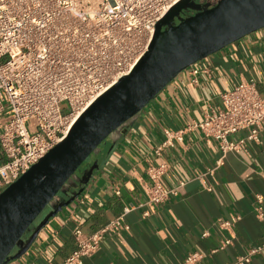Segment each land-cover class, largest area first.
Listing matches in <instances>:
<instances>
[{"label":"crops","instance_id":"1","mask_svg":"<svg viewBox=\"0 0 264 264\" xmlns=\"http://www.w3.org/2000/svg\"><path fill=\"white\" fill-rule=\"evenodd\" d=\"M248 79L264 92V27L178 72L110 133L76 172L81 175L93 166L87 183H70L41 219L71 191L82 188L81 193L50 217L28 249L7 264H60L75 248L76 228L91 233L124 207H130L124 215L129 229L107 234L83 264H184L192 252L199 255L194 264H230L264 243V206L259 216L254 199L256 193H264V125L258 141L246 140L226 153L192 125L219 104L221 92ZM9 118L8 112H0V132ZM165 129L178 132L180 138L173 136L172 144L157 156L154 147L164 139ZM245 134L244 129L229 137L237 140ZM3 159L0 151V164ZM162 159L168 165L164 184L176 193L149 205L146 169ZM235 216L236 222L223 224ZM224 238L231 241L219 248ZM244 264H264V249Z\"/></svg>","mask_w":264,"mask_h":264},{"label":"built area","instance_id":"2","mask_svg":"<svg viewBox=\"0 0 264 264\" xmlns=\"http://www.w3.org/2000/svg\"><path fill=\"white\" fill-rule=\"evenodd\" d=\"M178 1L0 0V112L10 114L0 132L4 158L0 192L66 136L80 111L132 70L146 52L157 21ZM197 71L192 69L194 74ZM219 98V104L209 107L192 125L214 138L222 153L242 147L246 140L258 141L264 125V92L258 91L255 82L239 81ZM32 118L36 119L33 132L26 125ZM244 129V137H229ZM177 133L165 129L154 153L161 156L173 136L180 138ZM167 168L163 159L147 167L145 203L160 204L176 193L164 184ZM254 199L260 216L264 193H256ZM129 210L124 207L91 233L76 228L75 248L60 264H83V258L95 253L107 234L128 230L124 215ZM238 219L235 216L223 224ZM230 241L224 238L219 248ZM261 249L264 243L250 247L230 264H244ZM198 258L192 252L183 262L194 264Z\"/></svg>","mask_w":264,"mask_h":264},{"label":"water","instance_id":"3","mask_svg":"<svg viewBox=\"0 0 264 264\" xmlns=\"http://www.w3.org/2000/svg\"><path fill=\"white\" fill-rule=\"evenodd\" d=\"M191 11L189 14H184ZM264 27V0H179L157 21L146 52L132 70L98 96L67 135L0 192V264L20 257L39 230L82 191H71L38 223L70 183L88 181L93 166L76 170L99 144L137 114L178 72Z\"/></svg>","mask_w":264,"mask_h":264},{"label":"rangeland","instance_id":"4","mask_svg":"<svg viewBox=\"0 0 264 264\" xmlns=\"http://www.w3.org/2000/svg\"><path fill=\"white\" fill-rule=\"evenodd\" d=\"M205 2V1H208V2H210V4H213V3H215L217 0H197V2ZM66 104H62V106H65ZM26 125H27V127L29 128V130L31 131V132H33L34 130H35V126H36V119H34V118H32V119H29L27 122H26ZM93 153H91L87 158H86V160L89 158V157H91V155H92ZM85 160V161H86ZM81 167V166H80ZM80 167L76 170V172L77 171H79V169H80ZM47 208V207H46ZM46 208L44 209V210H46ZM43 210V211H44ZM42 211V212H43ZM38 218L39 217H36V221L38 220Z\"/></svg>","mask_w":264,"mask_h":264},{"label":"bare ground","instance_id":"5","mask_svg":"<svg viewBox=\"0 0 264 264\" xmlns=\"http://www.w3.org/2000/svg\"><path fill=\"white\" fill-rule=\"evenodd\" d=\"M134 66H135V65H134ZM134 66H133V67H134ZM133 67H132V68H133ZM127 74H128V73H127ZM127 74H126V75H127ZM114 84H115V83H114ZM110 87H111V86H110ZM110 87H109V88H110ZM95 99H96V98H95ZM95 99H94V100H95ZM94 100H93V101H94ZM93 101H92V102H93ZM92 102H91V103H92ZM91 103H90V104H91ZM90 104H89V105H90ZM89 105H88V106H89ZM88 106H86L82 111H80V112L77 114V116L73 119L72 124L70 125V128L72 127V125L75 123V121L77 120V118L83 113V111H84ZM70 128H69V130H70ZM69 130H68V132H69ZM68 132H67V133H68ZM66 135H67V134H66Z\"/></svg>","mask_w":264,"mask_h":264},{"label":"flooded vegetation","instance_id":"6","mask_svg":"<svg viewBox=\"0 0 264 264\" xmlns=\"http://www.w3.org/2000/svg\"><path fill=\"white\" fill-rule=\"evenodd\" d=\"M190 12H191V11H189V12H185L184 14H188V13H190ZM84 162H85V161H84ZM84 162H83V163H84ZM83 163H82V164H83ZM82 164H81V165H82ZM81 165H80V166H81ZM41 215H42V213H40V214L38 215L39 218H38L37 221H36V220L34 221L35 224L38 223V221L41 219V217H42Z\"/></svg>","mask_w":264,"mask_h":264}]
</instances>
